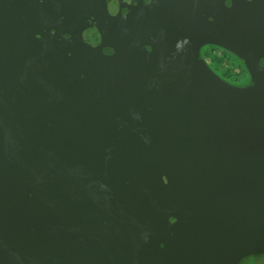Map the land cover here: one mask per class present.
<instances>
[{
	"label": "water",
	"instance_id": "1",
	"mask_svg": "<svg viewBox=\"0 0 264 264\" xmlns=\"http://www.w3.org/2000/svg\"><path fill=\"white\" fill-rule=\"evenodd\" d=\"M263 253L264 0H0V264Z\"/></svg>",
	"mask_w": 264,
	"mask_h": 264
},
{
	"label": "trees",
	"instance_id": "2",
	"mask_svg": "<svg viewBox=\"0 0 264 264\" xmlns=\"http://www.w3.org/2000/svg\"><path fill=\"white\" fill-rule=\"evenodd\" d=\"M212 47H216L215 45H211ZM208 47V46H206ZM218 48V47H216ZM220 52L218 55L214 54L215 52L210 51V54H214L215 57L212 58H207V62L209 65L216 71L218 72L222 77H224L226 80L234 83V84H239V85H244L247 82H249L250 76L248 74V71L243 63V61L237 57L235 54L232 52L224 49V48H219ZM209 53V52H208ZM231 60L235 61V64L233 67L235 68L234 70H229L227 68V65ZM247 257H253V258H262L264 257L263 254H256V255H250Z\"/></svg>",
	"mask_w": 264,
	"mask_h": 264
},
{
	"label": "rangeland",
	"instance_id": "3",
	"mask_svg": "<svg viewBox=\"0 0 264 264\" xmlns=\"http://www.w3.org/2000/svg\"><path fill=\"white\" fill-rule=\"evenodd\" d=\"M208 47H211V46H208ZM214 48V47H212ZM209 48H206V51L208 50ZM216 51L214 54L218 55L219 52H220V49L219 48H215ZM212 50V49H211ZM209 52V53H208ZM206 54V57L207 58H212V57H215L214 54H210V51H207V52H204ZM235 64V61L234 60H231L229 62V64L227 65V68L229 70H234L235 68L233 67V65ZM239 264H264V257L262 258H253V257H245L241 260V262Z\"/></svg>",
	"mask_w": 264,
	"mask_h": 264
},
{
	"label": "flooded vegetation",
	"instance_id": "4",
	"mask_svg": "<svg viewBox=\"0 0 264 264\" xmlns=\"http://www.w3.org/2000/svg\"><path fill=\"white\" fill-rule=\"evenodd\" d=\"M211 45H212V44H208V45H205V46L202 47L201 52H202V54H203L204 57H206V54H205L204 52H207V51L210 50V49H212V52H215V51H216V49H215L216 47H218V48H222V47L217 46V45H215L216 47L212 48ZM206 46H211V47H206ZM206 48H209V49L206 51ZM247 83H248V82H247ZM247 83H246V84H247ZM237 85H239V84H237Z\"/></svg>",
	"mask_w": 264,
	"mask_h": 264
}]
</instances>
